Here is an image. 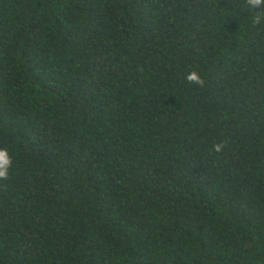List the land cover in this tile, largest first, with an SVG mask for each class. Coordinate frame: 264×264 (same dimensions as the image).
Wrapping results in <instances>:
<instances>
[{
    "label": "trees",
    "instance_id": "trees-1",
    "mask_svg": "<svg viewBox=\"0 0 264 264\" xmlns=\"http://www.w3.org/2000/svg\"><path fill=\"white\" fill-rule=\"evenodd\" d=\"M262 11L0 0V264H264Z\"/></svg>",
    "mask_w": 264,
    "mask_h": 264
},
{
    "label": "clouds",
    "instance_id": "clouds-1",
    "mask_svg": "<svg viewBox=\"0 0 264 264\" xmlns=\"http://www.w3.org/2000/svg\"><path fill=\"white\" fill-rule=\"evenodd\" d=\"M249 7L253 9H264V0H246ZM254 25H260L264 22V11L258 12L251 18ZM185 79L190 84H196L199 87L204 86V79L199 73L193 71L187 74ZM225 147L224 142L217 143L213 146L214 151L221 152ZM12 167V157L9 154L7 148L0 147V181L7 180L9 178V169Z\"/></svg>",
    "mask_w": 264,
    "mask_h": 264
}]
</instances>
